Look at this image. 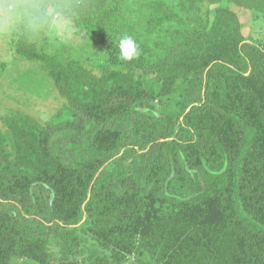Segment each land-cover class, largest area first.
I'll return each mask as SVG.
<instances>
[{
    "label": "trees",
    "instance_id": "16d2710c",
    "mask_svg": "<svg viewBox=\"0 0 264 264\" xmlns=\"http://www.w3.org/2000/svg\"><path fill=\"white\" fill-rule=\"evenodd\" d=\"M203 2L19 0L32 23H51L54 7L100 36L116 58L119 40L129 35L143 54L148 48L160 59L147 66L140 55L121 58L127 69L98 74L62 66L66 73L58 89L66 103L49 122L25 113L5 119L0 264L13 253L43 258L52 241L62 262L73 264L85 252L87 239L78 229L84 215L100 232L109 223L125 232L107 234L117 251L90 254V264H114L112 255L129 254L137 243L140 256L150 255L146 264H264V99L242 76L256 47L240 45L239 36L232 40V63L206 58L192 66L174 107L157 114L136 76L163 67L165 53L152 50L172 43L188 22H200ZM205 31L184 35L182 46L197 43ZM143 190L172 209L150 226L151 236L143 231L137 241L133 225L147 210ZM206 200H216L213 227L187 217L190 206Z\"/></svg>",
    "mask_w": 264,
    "mask_h": 264
},
{
    "label": "rangeland",
    "instance_id": "374dc122",
    "mask_svg": "<svg viewBox=\"0 0 264 264\" xmlns=\"http://www.w3.org/2000/svg\"><path fill=\"white\" fill-rule=\"evenodd\" d=\"M220 6L227 12L219 11ZM190 7L193 9V6ZM199 7L200 22H188L185 30L180 31L172 43L160 47L157 45L152 50L157 54H160L157 49L161 54L165 53L163 67L149 74L137 71V79L150 103L154 105L152 112L156 114L165 107H174L179 95L178 87L192 66L202 64L206 58L232 63L236 49L232 40L239 36L243 39L240 45L247 42L257 49L255 56L249 60V71L242 76L264 99V0H206L199 4ZM16 9L23 12L25 19H29V13L22 4L19 3ZM49 14L53 15L51 23L35 24L37 29L31 30L28 36L19 38L18 43L20 42L25 57L17 51V46L11 49L13 53H3L4 49L1 50L0 128L5 132H9L5 121L7 117L25 113L46 124L64 106L66 100L58 89L66 73V70L61 69L62 66L77 65L95 74L103 68L127 69L121 57L116 58L113 52H109L103 45L102 38L85 24H79L63 13L60 14L54 7L49 9ZM202 27H205L206 31L197 43L182 46L184 35H195ZM138 52L147 66L149 63L154 66L160 59V56L150 55L148 48L144 54L140 50ZM166 54H175L177 58L168 59ZM146 110L150 111L149 108ZM142 196L147 202V210L138 223L133 225V237L137 241L143 231H148L147 234L151 236L150 226L158 221L159 215L167 214L172 209L165 203L153 200L149 190H143ZM215 203L216 200H206L197 207L190 206L186 210L187 217L194 222L207 221L213 227L218 219ZM78 229L86 237L87 243L83 255L72 258L73 264H90V254L97 257L113 254L117 250L113 243L106 242V235L125 234L120 226L113 223H109V228L100 232L97 227L89 226L85 215L78 224ZM137 247L138 243L129 254L120 252L123 256L120 254L117 259L112 255L111 261H115L114 264H146L150 255L145 251V254L143 252L140 256L139 251L142 249L139 247L138 251ZM7 264L65 263L61 260L60 247L52 241L43 258L13 253Z\"/></svg>",
    "mask_w": 264,
    "mask_h": 264
},
{
    "label": "crops",
    "instance_id": "0c3cea01",
    "mask_svg": "<svg viewBox=\"0 0 264 264\" xmlns=\"http://www.w3.org/2000/svg\"><path fill=\"white\" fill-rule=\"evenodd\" d=\"M17 6L19 0H0V54L3 49V53H13L11 49L17 45V40L37 29L30 16L25 19L23 12L16 9Z\"/></svg>",
    "mask_w": 264,
    "mask_h": 264
},
{
    "label": "clouds",
    "instance_id": "9594fccd",
    "mask_svg": "<svg viewBox=\"0 0 264 264\" xmlns=\"http://www.w3.org/2000/svg\"><path fill=\"white\" fill-rule=\"evenodd\" d=\"M120 57L126 61H132L138 55V48L136 41L129 35H125L119 40Z\"/></svg>",
    "mask_w": 264,
    "mask_h": 264
}]
</instances>
